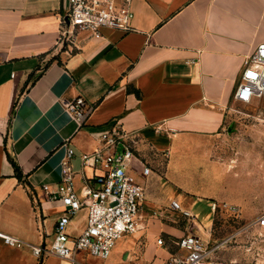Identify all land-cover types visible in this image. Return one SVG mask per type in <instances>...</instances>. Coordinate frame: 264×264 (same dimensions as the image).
I'll list each match as a JSON object with an SVG mask.
<instances>
[{
    "label": "crops",
    "instance_id": "crops-1",
    "mask_svg": "<svg viewBox=\"0 0 264 264\" xmlns=\"http://www.w3.org/2000/svg\"><path fill=\"white\" fill-rule=\"evenodd\" d=\"M68 6V0H0V232L49 244L63 212L51 197L67 150L74 152L70 164L82 196L93 170L81 169L80 156L99 149L101 134L114 126L127 134L128 174L143 189L138 230L179 212L170 207L178 196L208 200L214 215L234 221L264 215V201H250L256 191L264 196L256 178L264 176V153L249 163L247 105L236 110L240 103L232 99L246 57L264 43V0H133L129 32L83 31L61 43ZM78 98L90 107L83 120L67 108ZM256 141L264 147V136ZM243 178L254 185L251 197L218 196L238 192ZM86 217L85 210L72 216L66 233L78 236ZM192 227L216 247L218 260L249 264L227 255L238 233L217 240L211 225ZM152 229L184 235L171 225ZM97 260L82 252L38 259L0 241V264Z\"/></svg>",
    "mask_w": 264,
    "mask_h": 264
},
{
    "label": "built area",
    "instance_id": "built-area-1",
    "mask_svg": "<svg viewBox=\"0 0 264 264\" xmlns=\"http://www.w3.org/2000/svg\"><path fill=\"white\" fill-rule=\"evenodd\" d=\"M68 3L60 21L61 43L71 41L75 33L83 31L100 37L104 29L124 33L132 30L133 0H68ZM232 99L247 106L264 103V43L246 57ZM67 108L80 120L90 111L80 98L68 103ZM126 136L120 126H114L101 134L99 149L80 156L81 169L89 167L93 170L82 196L76 192L75 172L70 164L74 152L67 150L61 162V178L55 195L51 197L60 203L63 212L55 223L49 244L27 243L3 232H0V241L14 249L26 248L38 259L48 255L69 259L76 252L107 259L117 240L138 230L143 198L142 187L128 174L133 151L125 143ZM148 172L149 168L144 167L143 173ZM44 189L47 191L46 186ZM170 207L185 217L194 218L175 200L171 201ZM211 208H216L215 203L211 204ZM81 210L86 211V226L78 236L72 237L66 233V227L70 218ZM168 240L179 252L178 255H171L168 264H226L215 256L216 247H210L195 233L189 232ZM157 244L163 245L164 241L160 238Z\"/></svg>",
    "mask_w": 264,
    "mask_h": 264
},
{
    "label": "rangeland",
    "instance_id": "rangeland-1",
    "mask_svg": "<svg viewBox=\"0 0 264 264\" xmlns=\"http://www.w3.org/2000/svg\"><path fill=\"white\" fill-rule=\"evenodd\" d=\"M236 110L241 111L239 106ZM246 115H243V122H248V148H249V163L251 159L256 157V153H264V147L260 142L256 140L260 136H264V103L251 104L247 106V111L242 110ZM255 146V148H253ZM255 149V150H254ZM259 155V154H258ZM253 157V158H252ZM254 162L255 159H253ZM260 161L264 163V161ZM261 175V176H260ZM257 174L256 178H260V182H264V176L262 174ZM258 180V179H257ZM258 182V181H256ZM238 192H229L224 194H219L226 200H231L232 198H249L253 194L254 185L249 183L246 178H243L242 186ZM261 191H256L254 198L250 199L256 201H264V196H261ZM177 202L182 208L191 211L194 216L195 222H192V218L185 219L188 217L183 216L179 212L174 214H168L165 218L160 221H151L144 228L138 230L137 232L126 236L122 239L116 241L111 254L108 255V260H97L94 264H168L171 255L179 254L178 250L169 243L168 236L164 233L152 234L154 225L163 224L171 225L173 227L182 228L184 234L192 232V226H198L201 230H206L207 227L211 225L213 238L221 239L226 237L227 234L236 232L237 236L228 240V248L230 259H243L248 260L249 264H264V215L256 218L255 220H244V221H234L231 219L223 218L220 213L215 215L210 209L208 200L202 199L193 203V199L183 198L178 196ZM167 207V205H166ZM183 221V222H182ZM191 223L184 227L186 222ZM153 222V225L151 224ZM198 224V226H197ZM183 225V227H182ZM192 225V226H191ZM192 227V228H191ZM193 233V232H192ZM195 233V232H194ZM197 234V233H195ZM203 240L204 235L198 233ZM215 236V237H214ZM164 241L163 245H158V239ZM121 243V245H120ZM215 252V256H217ZM105 262V263H104Z\"/></svg>",
    "mask_w": 264,
    "mask_h": 264
},
{
    "label": "trees",
    "instance_id": "trees-1",
    "mask_svg": "<svg viewBox=\"0 0 264 264\" xmlns=\"http://www.w3.org/2000/svg\"><path fill=\"white\" fill-rule=\"evenodd\" d=\"M11 160V159H10ZM12 165L15 168L16 174L18 175V167L15 165V163L11 160Z\"/></svg>",
    "mask_w": 264,
    "mask_h": 264
}]
</instances>
